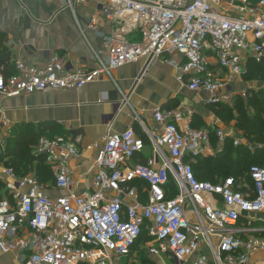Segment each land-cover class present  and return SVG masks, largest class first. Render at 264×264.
<instances>
[{
	"label": "built area",
	"instance_id": "built-area-1",
	"mask_svg": "<svg viewBox=\"0 0 264 264\" xmlns=\"http://www.w3.org/2000/svg\"><path fill=\"white\" fill-rule=\"evenodd\" d=\"M89 1L103 4L110 28L103 50L93 52L95 67L68 69L57 55L43 67L18 61L15 75L0 73V99L78 91L166 53L181 57L170 61L179 84L207 94V105L255 91L245 77L249 61H264V0H66V5L73 9ZM237 84L244 90L235 91ZM1 120L3 146L11 125L5 116ZM183 120L182 111L156 109L152 129L136 117L145 140L133 127L108 133L90 148L97 153L95 175L82 195L70 191V162L80 156L81 137L70 132L66 138H40L34 153L45 158L53 189L61 194L50 197L35 175L18 177L0 167V250L15 253L20 264H132L145 231L149 258L264 264V167H250L251 185L198 181L191 165L209 151L212 136L220 150L228 140L236 147L242 143L218 120L204 129L178 128ZM140 155L143 163L135 161ZM135 181L142 182L141 191L128 187Z\"/></svg>",
	"mask_w": 264,
	"mask_h": 264
},
{
	"label": "crops",
	"instance_id": "crops-1",
	"mask_svg": "<svg viewBox=\"0 0 264 264\" xmlns=\"http://www.w3.org/2000/svg\"><path fill=\"white\" fill-rule=\"evenodd\" d=\"M258 1L253 0V4ZM102 10L103 4L97 1L75 4L70 9L66 0H0L2 72L10 73L18 61L43 67L54 55L63 58L68 69L91 70L95 67L93 52L103 50V38L110 31ZM93 25L96 31L91 29ZM180 58L177 54L166 53L154 59L124 107L121 102L134 84L144 60L113 71L111 80L103 77L77 92H49L0 99V115L6 117L11 127L36 126L51 121L66 135L74 131L76 137H81L78 146L80 156L70 162V191L82 195L90 191L95 175L93 164L97 153L90 148L100 144L108 133L138 128L136 117L149 129L153 128L152 114L156 109L182 111L184 120L177 124L178 128L189 125L192 129H204L217 120L210 110L212 105L206 104L205 93L192 95L179 84L178 71L170 61ZM253 85L256 86L255 82ZM244 87L237 84L233 89L238 92ZM0 132L5 133L4 129ZM219 151L212 136L210 149L204 158H212ZM148 154L149 150L146 151ZM143 157L136 156L135 161L137 158L144 160ZM46 194L53 197L61 192L54 190L53 181H50L46 184ZM154 260L158 264H171L168 257ZM0 264L20 263L15 253L0 250Z\"/></svg>",
	"mask_w": 264,
	"mask_h": 264
},
{
	"label": "trees",
	"instance_id": "trees-1",
	"mask_svg": "<svg viewBox=\"0 0 264 264\" xmlns=\"http://www.w3.org/2000/svg\"><path fill=\"white\" fill-rule=\"evenodd\" d=\"M1 53L0 51V55ZM0 73L5 78H8L16 74V69L14 67L10 73H4L0 68ZM252 80L264 81V61L261 64H257L254 61L248 62V75L245 77V81ZM243 100L242 97H238L235 103H242ZM245 100L248 101L247 106L253 110V113L249 114L243 104H240L234 120L239 131L243 133L245 140L252 145V148L255 145L253 149L255 152L251 154L247 147H234L231 140L226 141L223 149L217 152L214 157L197 158L192 163L193 174L198 181L216 185L226 179H233L242 185L246 182L251 185L248 175L250 167H264V90L258 92L248 90ZM220 106L222 104L210 107L213 115L223 121L227 120L226 116H230L233 119V112L229 111L227 114L222 115L219 109ZM59 130L54 123H40L36 126L34 124H24L13 128L9 137L4 141L3 146H0V167L12 169L18 177H24L28 174L35 175L40 183L46 186L48 182L53 181V175L45 163V158L36 155L34 150L40 138L43 136L49 139L56 138L52 134L57 135ZM135 130L145 140L141 130H138V128H135ZM137 159L140 163H143V160ZM142 186V182L139 181L128 185L129 188L137 187L139 191L142 190ZM2 187L0 183V191ZM175 194L176 191L172 192L170 196L173 197ZM149 241L150 238L143 231L139 241L133 248V253L149 258L143 248L144 244Z\"/></svg>",
	"mask_w": 264,
	"mask_h": 264
},
{
	"label": "rangeland",
	"instance_id": "rangeland-1",
	"mask_svg": "<svg viewBox=\"0 0 264 264\" xmlns=\"http://www.w3.org/2000/svg\"><path fill=\"white\" fill-rule=\"evenodd\" d=\"M253 83L255 82L256 84V87H255V91L254 92H258V91H261V90H264V85H263V82L259 81V80H252ZM252 83V84H253ZM251 84V86H252ZM246 91H248L246 89ZM239 96H235L234 98H232L228 104H222V106L219 107V109L221 110V114L222 115H225L227 114L229 111H232L233 112V119H231L230 116H226L227 120L226 121H223L222 119H219L217 118V120L220 121L219 123V126L221 129H224V130H227V131H232V138L233 139H236V140H241V146L243 147H247L251 152V154H253L255 151H253V149L255 148V145H253V148H252V145H250L246 140L245 138L243 137V133L241 131H239L238 127H237V124H236V121L234 120L235 119V116H237L236 114V111L238 109V105L240 104H243L244 108H246V111L249 113V114H252L253 113V110H251L250 108H248L247 106V100H245L246 98V93H245V98H243V102L242 103H239V104H236V99L238 98ZM10 100V99H9ZM6 118V117H5ZM3 122L4 120H1L0 121V129H4L3 128ZM2 125V126H1ZM18 125H15L13 127H11L12 129L13 128H17ZM64 130L60 129L58 131V134H52V135H55L56 137H67V135L63 132ZM10 134V133H9ZM9 134H5L4 135V141L9 137ZM50 135V134H49ZM64 135V136H63ZM66 135V136H65ZM48 136V134H47ZM45 137V136H43ZM234 141V140H233ZM233 141H232V144H233ZM234 147H236L234 144H233ZM3 167V166H1ZM30 175V174H28ZM246 185H248V183L246 182ZM171 264H173V262L171 261L170 262ZM132 264H158V261L154 260L153 258H146L145 256H140V255H136V258L133 259V263Z\"/></svg>",
	"mask_w": 264,
	"mask_h": 264
},
{
	"label": "water",
	"instance_id": "water-1",
	"mask_svg": "<svg viewBox=\"0 0 264 264\" xmlns=\"http://www.w3.org/2000/svg\"><path fill=\"white\" fill-rule=\"evenodd\" d=\"M51 58H52V57H51ZM51 58L48 60V62L51 60ZM48 62H47V64H48ZM152 62H153V58H152V57H149L147 60H144L143 67L141 68V70H140V72H139V74H138V76H137V78H136L134 84L132 85V87H131V89L129 90V92H128L127 94H125V96H124V98H123V100H122V102H121V106H122V107H124V106L128 103V101H129V99L131 98L132 93H133V91H134L136 85H137L138 82L141 80V78L145 75V73H146L148 67L150 66V64H151ZM82 89H83V88H82ZM74 92H77V91H74ZM192 95H195V94L192 93ZM205 99L208 100V95H207V94H205ZM48 122L53 123V122H51V121H48ZM71 133L74 134L75 132L72 131Z\"/></svg>",
	"mask_w": 264,
	"mask_h": 264
}]
</instances>
